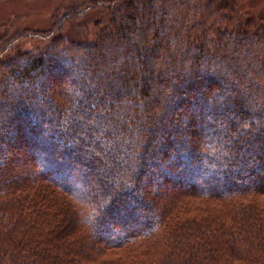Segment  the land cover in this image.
<instances>
[{
    "label": "trees",
    "instance_id": "16d2710c",
    "mask_svg": "<svg viewBox=\"0 0 264 264\" xmlns=\"http://www.w3.org/2000/svg\"><path fill=\"white\" fill-rule=\"evenodd\" d=\"M250 13L63 0L47 29L0 22V264H264ZM89 23L93 39L67 33Z\"/></svg>",
    "mask_w": 264,
    "mask_h": 264
},
{
    "label": "rangeland",
    "instance_id": "374dc122",
    "mask_svg": "<svg viewBox=\"0 0 264 264\" xmlns=\"http://www.w3.org/2000/svg\"><path fill=\"white\" fill-rule=\"evenodd\" d=\"M63 0H0V22L7 20H14L18 27H29L33 29H47L52 24V15L56 7ZM238 3L243 4L244 11L251 10L250 14L255 17L264 16V0H237ZM260 11L263 13L260 14ZM95 16V15H94ZM90 21L93 17L89 16ZM86 33L79 30H69V36L77 40L93 39L96 28L89 23L86 26ZM45 41H38L37 43H26L21 46L22 50H39L44 47Z\"/></svg>",
    "mask_w": 264,
    "mask_h": 264
}]
</instances>
